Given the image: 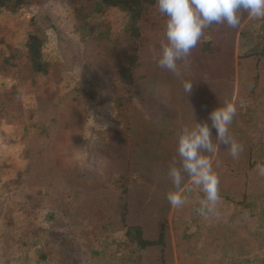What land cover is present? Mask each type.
Instances as JSON below:
<instances>
[{
    "label": "trees",
    "instance_id": "16d2710c",
    "mask_svg": "<svg viewBox=\"0 0 264 264\" xmlns=\"http://www.w3.org/2000/svg\"><path fill=\"white\" fill-rule=\"evenodd\" d=\"M42 2L43 0H0V7L14 10ZM74 2L72 28L78 33L83 46L89 47L88 54L96 49L107 50L105 56L100 58L101 63L93 58L94 63H86L82 74L96 75L102 89V84L106 81L111 85L116 84L113 105L121 118V128L112 131L111 135L105 134L96 151L98 155L104 154L107 157L111 171H107L106 167L102 173L93 171L90 176L82 175L89 178L76 181L79 182L78 187H90L86 183L88 180L97 184L95 188L99 194L93 193L95 200L103 198L106 208L118 214V222L125 227L123 242L126 251L107 253L100 246H90L88 253L85 252L88 259L86 264H167L171 245L166 214L171 205L166 194L169 190H174L167 171L169 162L179 161L178 133L182 126L193 125L194 120L208 122L211 127L209 113L222 106L225 99L237 109L229 125V133L243 145L244 150L238 160L229 155L226 145H219L214 153H204L212 161L213 170L220 181L221 201L217 205V211L222 202L221 206L224 203L243 202L255 191L264 196V177L256 169L258 163L264 164V18L245 21L248 16L245 13L235 29L215 24L204 29L203 36L192 51L189 65L185 67L182 62H178L183 79L192 81V92L186 95L181 80L157 65L160 41L165 38L166 25L162 24V18H167L159 12L157 0ZM97 6L124 9L129 16L124 28L114 32L109 25H104L103 20L97 17V14L101 15ZM45 42L37 32L29 33L19 48L5 45L0 38V73H11L13 77L23 80L27 79L28 74L35 89L47 84L46 90L56 91L59 86L55 85L54 75L61 70L59 68L55 71L57 64L45 57L42 48ZM2 46H6L7 51ZM61 79L59 77L58 81ZM65 85L68 90L63 96H58V102L55 100L57 104L55 101L50 104L44 99L37 100L36 110H40L39 132L34 133V140H27V150L30 154L35 150L36 155L39 153L47 157L35 164L39 172L42 168L52 167L50 159L54 155L52 150L55 144L64 143V136L67 131H71L64 123L59 124V116L55 114L59 101L68 97L73 111L83 103L94 101L91 86L84 87L82 81L70 77L69 80L65 79ZM11 88L14 92L17 91L16 94L21 92L18 87ZM15 100V97L10 96L0 98L1 120L9 121L8 117L16 108ZM44 105H50L52 112L48 111L45 115L42 112ZM73 120H77V117ZM80 124H84V121H80ZM69 137L74 138L73 135ZM212 138L215 143V129L212 130ZM53 161L55 166L57 159ZM68 177L70 175H66ZM18 178L23 180L20 179L21 174ZM184 184L193 186L195 193L188 197L183 192L185 203L179 208L174 207L175 216L181 217L174 222L178 226L175 240L179 245L192 243L197 233L203 235L200 228L208 223L210 217L197 214L196 209L199 201L204 198V193L186 173ZM78 191L82 199L83 189ZM79 206L85 210L90 208L85 198L75 207ZM65 210L61 211L64 217L77 220V213L70 212L68 208ZM102 210L97 207L93 211L99 220ZM58 213V210L55 213V210L46 207L44 219L59 220ZM108 224L109 221L101 227H107ZM215 227L217 228L216 225ZM72 250L73 247L57 249V252L41 248L35 252L43 261L49 256L52 259L60 258V264H69ZM184 252L185 250L182 252L178 249L180 257Z\"/></svg>",
    "mask_w": 264,
    "mask_h": 264
},
{
    "label": "rangeland",
    "instance_id": "374dc122",
    "mask_svg": "<svg viewBox=\"0 0 264 264\" xmlns=\"http://www.w3.org/2000/svg\"><path fill=\"white\" fill-rule=\"evenodd\" d=\"M74 1L43 0L39 5L21 6L14 10L0 7V38L5 45L19 48L29 33L37 32L46 41L42 45L45 57L57 64L55 71L61 70L54 75L55 85L59 86L56 91L46 90L47 84L35 89L28 74L23 80L11 73H0V98H16V108L8 117L9 121L0 119V264H60V258L48 256L45 261L38 258L35 250L41 248L57 252V249L73 247L69 264H86L85 252L88 253L90 246H100L107 253L126 251L123 242L125 227L118 222V214L106 208L103 198L95 200L93 193L99 194L95 188L97 184L88 180L86 183L90 187H78L81 179L89 178L93 171L102 173L106 167L110 168L107 157L98 155L96 151L105 134L111 135L112 131L121 128V118L113 105L116 84L106 81L102 89L96 75L82 74L86 63H94L93 58L101 63L100 58L107 50L96 49L88 54L89 47L83 46L78 33L72 28ZM97 10L101 14L97 17L114 32L123 29L129 17L120 7L97 6ZM251 18L254 17L248 15L245 21ZM166 20L162 18L163 25H166ZM2 48L4 51L8 49L6 46ZM59 77H62L60 82ZM70 77L82 81L84 87L91 86L94 101L77 106L75 111L68 103V97L59 101L57 109L54 108L55 114L59 116V124L64 123L71 131L63 135L64 143L55 144L54 155L50 159L52 167L42 168L39 172L35 164L47 157L39 153L36 155L35 150L30 154L27 150V140H34V133L39 132L37 100L44 99L52 104L68 90L65 79ZM11 86L18 87L21 92L16 94ZM44 106V114L51 111L50 105ZM74 117L77 120H73ZM80 121L84 124L81 125ZM56 159L57 164L53 166ZM108 169L111 171V168ZM19 174L22 181L18 178ZM84 174L88 176H82ZM80 188L90 206L86 210L75 207L83 200L78 191ZM183 188L188 197L195 193L193 186L184 184ZM221 204L219 215L210 214L208 223L200 228L203 235L196 232L192 243L180 245L175 240L178 226L174 222L181 217L175 216L173 206L169 208L166 217L171 255L167 264H264V196L255 191L243 202ZM46 207L55 210V213L58 210L59 220L44 219ZM97 207L103 209L101 220L93 214ZM65 208L77 213V220L64 217L61 211H66ZM108 221L107 227H101ZM178 249L185 250L182 257Z\"/></svg>",
    "mask_w": 264,
    "mask_h": 264
},
{
    "label": "clouds",
    "instance_id": "9594fccd",
    "mask_svg": "<svg viewBox=\"0 0 264 264\" xmlns=\"http://www.w3.org/2000/svg\"><path fill=\"white\" fill-rule=\"evenodd\" d=\"M157 5L159 12L167 17L157 65L181 80L186 95L192 92V81L183 79L178 62L185 67L189 65L192 51L197 47L204 29L213 24L235 29L245 13L254 18H264V0H157ZM236 111V106L225 99L222 106L209 113L211 127L208 122L195 120L191 126H182L177 138L179 161L169 162L167 171L174 189L166 194L171 206L179 208L185 203L183 183L186 173L204 193L196 209L197 214L205 218L210 214L219 215L220 181L212 161L204 153H214L219 145H226L229 155L234 160L239 159L243 145L229 133ZM213 129L216 130L215 143ZM256 169L264 177V164L258 163Z\"/></svg>",
    "mask_w": 264,
    "mask_h": 264
}]
</instances>
